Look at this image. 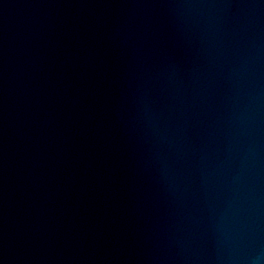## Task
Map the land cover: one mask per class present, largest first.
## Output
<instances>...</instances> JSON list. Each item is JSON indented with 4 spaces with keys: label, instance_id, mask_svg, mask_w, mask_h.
Instances as JSON below:
<instances>
[{
    "label": "water",
    "instance_id": "95a60500",
    "mask_svg": "<svg viewBox=\"0 0 264 264\" xmlns=\"http://www.w3.org/2000/svg\"><path fill=\"white\" fill-rule=\"evenodd\" d=\"M0 264H264V0H78Z\"/></svg>",
    "mask_w": 264,
    "mask_h": 264
}]
</instances>
